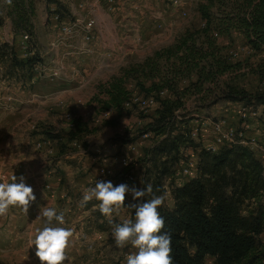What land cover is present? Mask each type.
I'll use <instances>...</instances> for the list:
<instances>
[{
    "label": "trees",
    "instance_id": "1",
    "mask_svg": "<svg viewBox=\"0 0 264 264\" xmlns=\"http://www.w3.org/2000/svg\"><path fill=\"white\" fill-rule=\"evenodd\" d=\"M204 1L197 8L203 20L199 28L185 29L172 43L122 67L117 76L97 86L104 98L93 97L100 110L120 114L126 110L124 102L131 88L144 97L155 96L159 90L167 92L163 98L155 96V116L140 132L148 133L153 141L132 162L142 168L140 189L147 185L153 189L138 202L161 196L162 180L179 158V150L196 146L186 130L176 126L183 122L180 114L177 118L173 114L177 107L183 108L186 97L253 104L264 114V94L252 95L221 79L238 68V63L230 62L216 41L218 36L237 32L252 53H264V0ZM6 6L13 30L29 33L32 0H12ZM3 59L9 60L7 67L12 74H29L38 62L35 55L17 59L6 44H0V62ZM261 59L264 63V54ZM69 124L64 132L68 141L87 131L78 118L70 119ZM45 134L49 139L62 137L48 131ZM263 192L264 166L246 146L219 147L214 152L201 148L197 175L171 188V207L158 208L165 222L162 231L171 235L173 264H203L205 256L214 264H264V243L258 237L264 231V205L259 201ZM130 212L134 220L135 209L130 207Z\"/></svg>",
    "mask_w": 264,
    "mask_h": 264
},
{
    "label": "rangeland",
    "instance_id": "2",
    "mask_svg": "<svg viewBox=\"0 0 264 264\" xmlns=\"http://www.w3.org/2000/svg\"><path fill=\"white\" fill-rule=\"evenodd\" d=\"M181 2L183 5L180 8L173 7L170 0H157L154 5L148 3V6L145 7L148 11L147 13L155 11V14L158 13V15L154 17L156 20L149 15L148 18L142 19L141 23H143L142 26L144 27V30L142 35L141 33L139 34V32L136 33V36L138 37V42L136 41L137 44H141L140 42H144V44H148L149 41L154 42L151 38L156 34L167 36L165 41H169L172 37L175 39L185 29L199 28L203 24V20H201L197 8L205 1L181 0ZM6 5L7 4L3 2V0H0V23L5 18V10H8L7 7L9 6ZM180 10L183 11V14L179 13ZM170 12L171 14L169 15ZM151 19L155 20L153 22L155 28L149 30L147 29V26L151 22ZM145 29H147V31ZM164 29L165 33L163 32ZM166 29H171L172 33L167 35ZM22 32L23 31L16 29L8 32L11 33L12 36L13 43L10 50L14 56H18L22 53L20 49L21 45L19 43ZM26 33L33 36L31 31L28 33L26 30ZM121 36H126V34ZM165 41L157 43L156 46H160L159 44H163ZM216 41L218 45L223 47L224 52L229 56V61L238 63V68L234 69V71L226 72L221 79L252 95L264 94V63L261 59V56L264 53H252L244 45L241 35L237 32H231L226 36H218ZM39 46L40 45L37 44V47ZM154 46L155 44L152 45V47ZM60 47L66 51L63 55L69 53L66 56L67 58L74 55L71 53L73 48L66 46V43L57 48ZM67 47L69 49L68 51ZM148 48L149 49L146 50L150 52L151 49L150 47ZM30 50L33 53L29 55H35L41 67H51H46L44 63H42L43 58L39 56L38 53L41 49L39 50L36 48V44H32L25 49V51ZM86 56L93 58L95 64L92 68L101 74L98 81L88 79L89 77L86 75L87 67L85 65L78 67L80 70H83V72L85 71L86 76H83V73L81 71L78 72V68L76 69L77 65L75 63L68 64L73 68V72L67 73L62 68L60 75L55 77V80H51L54 78L48 77H42L45 79L37 78L36 80L32 79V77L36 75L33 70L32 72H29V74L24 71H17L15 72L16 74L9 73L11 72L7 67L9 60L3 59L0 62V81L4 80L5 88L11 89V87H14L13 89L16 96L19 95L20 97H13L12 101L9 100L10 102L8 103L10 104H7L8 107L0 106V141H4L5 138L11 137L12 135L9 134L11 132H13L14 136H16V134H23L27 137L35 138L42 143L44 140L48 139L50 140L49 145L44 144V147L42 148L43 152H45L43 155H49L48 158L54 161L56 158L63 156L66 153L72 154L77 152L78 148L72 147L71 142L64 137V132L67 130L64 124L66 123L69 127L70 119H72V117L78 118L84 122L87 128V131L82 133L80 138L75 139L76 144L80 145L79 149L82 153L94 157L98 154H107L111 159V163L106 167L109 171L106 180L112 182V184L114 183L113 186L119 185L123 183L124 172L119 176L122 165L116 161V158L129 155L130 162H135L138 157H141L143 149L148 147L153 139L148 137V133L146 137H142L143 134L140 132L144 125L154 118L156 110L155 106L157 104L142 108L140 105L131 102L127 107H123L126 110L122 111L120 114H116L111 109L100 110L99 103L96 102L93 97L98 96L103 99L104 97L102 94L98 93L97 86L106 83L112 76H117L122 67L137 63L147 55H144L142 58L134 56L133 53L115 50L113 56L111 55L112 58L110 57L108 59H102L100 56L96 57L95 55ZM64 58L65 57H63V59ZM35 65L38 64L36 63ZM67 74L68 76H71L72 80H65ZM76 76L77 78L73 80ZM5 78L7 80H5ZM31 79L34 80L33 84L30 83ZM181 83L183 82L181 81ZM9 85H11V87ZM20 90H23V93H21ZM130 90L131 92L128 100L132 101L134 98L142 100L145 98L136 89L131 88ZM26 92L27 94H34L36 97H34V102H22L23 98H27ZM241 108H243L244 111H247V113L253 112L254 115H249L242 120L235 114L236 110ZM173 114L176 115V118L178 116L177 114H180V120H183V122L180 123V121L177 120L179 122H177L176 126L181 129L184 128L188 133L189 138L196 145L195 147H182L179 150V158L183 160L184 164L187 163L189 158V160H192L193 163L195 162L197 166L198 153L201 148L204 149L207 146H213L214 149L217 150L218 147L223 146L217 144L215 138L220 132L228 127L241 130L247 138L253 137L255 144L261 148V152L263 151V153H260L256 148L252 147L251 150L253 155L257 159L261 158L260 155L264 156V114L261 111L260 106L253 104L243 105L240 102H230L225 100H215V102H213L212 98L198 101L186 97L184 99L183 108L177 107V109L173 111ZM22 118L26 120V122H30V127H28V129H24L22 133L18 129L9 130L11 123L17 122ZM245 124H247V128L244 127ZM193 129H196V131L193 135H190V132L193 131ZM46 131L57 133L62 137L60 140L49 139L45 134ZM81 142H83L86 147H82L80 144ZM67 143L70 145H67ZM42 158V156H38V158H34L32 163H39L44 160V158ZM261 160L264 161V158H261ZM60 163L62 165L70 164V168L72 166L79 168V164L76 166V162L70 160L65 161L64 158L60 159ZM97 163L98 160H95L94 165H97ZM262 164L264 166V162ZM136 165V168H130L133 172L134 169L138 172L137 176H139L140 184L137 182L138 186L136 188L140 189L142 168L140 167V164L137 163ZM66 168L70 169L69 167ZM67 173L68 174L65 177L67 178L66 181H78L85 184V177L83 175ZM19 176H23V173L21 172ZM177 179H179L180 183L185 181L183 177ZM175 182L176 181L172 178L168 180L163 178L162 180V185L165 186V189H163L161 196L164 197L163 205L166 207H171L172 201L170 199V190L173 188ZM82 196L83 194H75L76 199H78V197L81 199ZM139 200L140 198H138L136 202ZM134 202L135 201H133L130 193L128 199L124 201L125 205L118 213H113L111 218L113 222L111 224L107 218L98 215L97 212L99 211L96 209H93L95 210V213H88L90 218L86 220L88 221L86 227L87 230L80 231L81 234L85 235V239L83 241L79 240L82 242L85 241L84 244L87 245L85 247L87 251L83 254L86 264H126L127 255L136 250L130 245L124 248H117L112 238V229L116 224H120L125 220H133L128 205ZM258 237L264 243V231ZM203 264H214L213 259L209 256H205Z\"/></svg>",
    "mask_w": 264,
    "mask_h": 264
},
{
    "label": "crops",
    "instance_id": "3",
    "mask_svg": "<svg viewBox=\"0 0 264 264\" xmlns=\"http://www.w3.org/2000/svg\"><path fill=\"white\" fill-rule=\"evenodd\" d=\"M156 1L157 0H135V2L125 4L124 9L110 12L107 10L104 0H32V13L29 16L28 28L33 36L30 37V43L28 45L31 46L32 44H36V48L39 50L41 49L38 53L39 56L43 58L42 63H44L46 67H52L53 64H58L62 66L65 72L70 73L73 72V68L68 65L69 63H75L77 65L76 69L81 65H85L87 67L86 75H88V79L98 81L101 74L92 68L95 64L92 57L84 55L74 56L72 54L73 56L63 59L62 55L66 52L64 49L61 47L56 49L49 48V44L53 41L56 26L72 20L76 16L74 15V12H76V14L78 13V15L84 16V18H91L93 20L92 29L96 37L95 48L97 51H108L112 49L121 50V52L133 53L134 56L143 58L144 55H149L153 50L168 45L174 40L172 35L169 41H165L167 36L156 34L151 38L154 42L149 41L148 44L140 42L141 44H137L138 37L136 33L139 32V34L141 33L142 35L144 30L142 26L143 23H141L142 19L148 18L149 16L154 18L158 15V13L155 14V11L147 13L148 11L145 7L148 6V3L153 5L156 4ZM79 4H82V6L77 7ZM155 10L158 11L157 9ZM54 13L58 15L57 21L52 19ZM170 14L171 12L169 15ZM154 19L156 20V18ZM154 19L150 20L151 22L147 26V29L152 30L155 28L153 23L155 21ZM2 22L11 30V19L6 14V10L5 18ZM147 29L145 30L147 31ZM163 32L165 33V29ZM166 32L168 35L172 33V30L166 29ZM125 34L126 36H121ZM164 41L165 43L156 46L157 43H162ZM37 44L40 46L37 47ZM75 44V47L79 48L80 45L78 41H76ZM154 44L155 46L152 47ZM117 46L119 47L116 48ZM148 47L151 49L150 52L146 50L149 49ZM68 50L67 47V51ZM27 53L31 54L33 52L30 50L27 51ZM37 64H40L39 61ZM79 71L83 73V76H86L85 71L83 72V70L80 69L78 72ZM37 78L42 77H39L37 74L32 77V79L36 80ZM75 78H77V76L74 77L73 80H75ZM32 79L30 83L33 84L34 80ZM55 79L56 78L51 80ZM69 79L72 80L71 76L67 74L65 80ZM5 80L7 79L5 78ZM184 81L185 80H182L183 83H185ZM9 86L11 87V85ZM13 88H5L4 80L0 81V106L8 107L7 104H10L8 102L12 101L13 97H20L19 95L16 96ZM20 92L23 93V90H20ZM166 93L167 92L164 94L166 95ZM34 97L33 93L27 94V98H23L22 102H34L33 100L36 98ZM64 126L68 129L66 123ZM28 127H30V122H26V120L22 118L17 122L11 123L9 130L18 129L22 133L23 130L28 129ZM9 134L13 137L11 136L5 138L4 141H0V173H3L9 182H11L12 175L16 176V182L18 183L20 182L18 176L22 172L24 182L26 185L32 187L36 200L31 203L27 214L22 212L19 208L11 207L7 216L0 217V264H41L38 257L35 255V245L29 246V240L32 238L36 229L43 226L42 220L38 218V214L44 207H55L58 214L60 212L64 213L65 223L59 225L56 221H53L54 226L71 228L74 231V236L69 247L66 249L67 260L64 261V264H86L83 254L87 251V249H85L87 245L84 244L85 241L82 242L85 239V235L81 234L80 231L87 230L88 221L86 220L90 218L88 213H95L93 209H96L98 201L93 199L84 206H81L82 198L80 199V197H78V199H76L75 194L82 195L84 189L94 187L97 181H107L106 177L109 175V171L106 167L111 163V159L107 154H98L95 157L84 154L79 149L80 145L76 144L75 140H72L69 142H71L72 147L78 148L77 152L72 154L66 153L52 161L48 158L49 155H43L45 152L42 150L44 144L49 145L50 140H44L42 143L35 138L33 139L23 134H16V136H14L13 132ZM67 145L70 144L67 143ZM38 156H42L44 160L33 164L32 161L34 158H38ZM124 156L116 158V161L120 164V159ZM127 157L129 158V155ZM61 158H64L65 161L70 160L76 162L75 165L77 166L79 164V168L74 166L70 168V164L62 165L60 163ZM95 160H98L97 165H94ZM130 167L136 168L137 165L136 163H132L129 168ZM100 168L105 171V174L101 177L99 176ZM129 168H127L126 171H122L121 167L119 176L122 175L121 173L123 172H128L131 175L129 188L133 186L137 187V182L139 183V176H137L138 172L136 169H134L133 172V170H131V168L129 170ZM67 172L83 175L85 177V184L78 181H66L67 178L65 177L68 174ZM129 195L130 192L125 194V201L128 199ZM97 214L102 216L100 212H97Z\"/></svg>",
    "mask_w": 264,
    "mask_h": 264
},
{
    "label": "clouds",
    "instance_id": "4",
    "mask_svg": "<svg viewBox=\"0 0 264 264\" xmlns=\"http://www.w3.org/2000/svg\"><path fill=\"white\" fill-rule=\"evenodd\" d=\"M8 5L12 0H5ZM18 162V161H17ZM12 175L11 182L0 173V217L7 216L11 207L19 208L25 214L36 200L31 186L26 185L23 176L20 182ZM153 191L151 185L143 189L135 186L129 188L121 183L113 186L110 181H97L94 187L84 189L81 206L95 199L98 201L96 210L108 219L111 224L113 213H118L125 205V194L131 193L133 201L143 198ZM164 204L163 196H153L150 200L132 203L129 207L135 209L134 220H125L112 229V238L117 248L131 246L136 251L127 255L126 264H173L171 256V235L163 232L164 218L158 208ZM38 218L43 226L37 228L29 246L35 245V255L41 264H64L67 260L66 249L74 236L71 228L54 226L65 223L64 213H57L55 207H44L39 211Z\"/></svg>",
    "mask_w": 264,
    "mask_h": 264
},
{
    "label": "built area",
    "instance_id": "5",
    "mask_svg": "<svg viewBox=\"0 0 264 264\" xmlns=\"http://www.w3.org/2000/svg\"><path fill=\"white\" fill-rule=\"evenodd\" d=\"M25 1V0H24ZM107 10L110 12H115L117 10L120 9H124L125 4H129L132 2H135V0H104ZM5 2V1H3ZM170 3L173 7H182L183 3L181 2V0H170ZM82 4H79L77 7H81ZM76 15L72 20H70L67 23L64 24H59L56 26L55 32H54V36H53V41L49 44V48L50 49H56L58 46L64 45L66 43V46H69L71 48H73L72 53L76 56L78 55H95L96 57L100 56L102 59H108L111 57V55L113 56L115 50H108V51H97L95 48V42H96V37L93 33V20L91 18H84V16L78 15V13L76 14V12H74ZM180 14H183V11L180 10L179 11ZM52 19L54 21L58 20V15L54 13V15L52 16ZM12 30V28H11ZM78 30V32H77ZM10 32V29L7 28V26L1 22L0 23V44H6L7 46H9V48L12 46V36ZM30 35H28L26 33V31H23L21 34V40L19 41L20 43V49L22 51V53L18 56H16L19 59H23L26 58L29 55V53H27V51H25V49L29 46L28 44L30 43ZM76 41H78L79 43V48L75 47V43ZM119 46H117L116 48H118ZM69 53H65L63 55V57H66ZM20 56V57H19ZM112 58V57H111ZM62 70V66L58 65V64H53L52 67L50 68H45V67H41V65H34L33 67V71L35 72V74L41 76V77H48V78H55L58 77L61 73ZM162 95H164V90H159L157 92V95L155 96H159L161 97ZM155 96L150 95V96H146L144 99L142 100H137L136 98H134L132 101L131 100H126L124 103V106L127 107L129 105V103L133 102L137 105H140L142 108H146V107H150V106H154L156 105V100H155ZM248 107V106H247ZM237 116H239L242 120H244L246 117H248L249 115H254L253 112H248L244 111L243 108L236 110L235 113ZM70 126V124H69ZM245 128H247V124L244 125ZM196 131V129L190 132V135H193L194 132ZM147 134H143L142 137H146ZM215 142L219 145H223L221 147H230L233 145H242V146H246L251 152V148L254 147L256 148L260 153H263V151L261 152V148L255 144L254 138L253 137H249L247 138L245 136V134L241 131V130H237L235 128L232 127H228L227 129H225L224 131L220 132L218 134V136L215 138ZM219 148V147H218ZM217 148V149H218ZM206 151L208 152H214L216 151L214 149L213 146H207L206 148H204ZM253 154V153H252ZM254 156V155H253ZM185 157V156H184ZM191 157V156H190ZM255 157V156H254ZM261 158H264V156H261ZM256 158V157H255ZM261 158H258L261 160ZM130 159L127 156H124L120 159V164L122 165V168L125 167L127 164H129ZM264 161L261 160V163H263ZM99 176H103L105 174V171L100 168L99 169ZM197 175V166L196 163L191 160H187V163L184 164L183 160L178 158L176 163L173 165L171 172L166 175L164 178L166 180L172 178L174 179L176 182L174 183V186H179L182 183L179 182V179L177 178H184L185 181H187L188 179L194 177ZM21 177V176H19ZM184 181V182H185ZM130 182H131V175L128 172H125L123 174V183L127 184L130 187ZM173 186V187H174ZM163 189H165V186L162 185ZM259 201L264 205V192L261 193V195L259 196Z\"/></svg>",
    "mask_w": 264,
    "mask_h": 264
}]
</instances>
